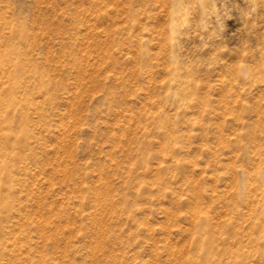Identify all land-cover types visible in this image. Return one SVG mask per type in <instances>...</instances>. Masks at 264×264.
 <instances>
[{"label":"rangeland","instance_id":"rangeland-1","mask_svg":"<svg viewBox=\"0 0 264 264\" xmlns=\"http://www.w3.org/2000/svg\"><path fill=\"white\" fill-rule=\"evenodd\" d=\"M0 264H264V0H0Z\"/></svg>","mask_w":264,"mask_h":264}]
</instances>
